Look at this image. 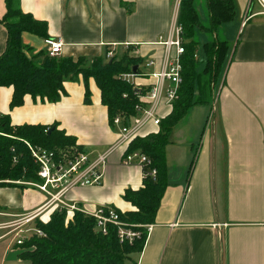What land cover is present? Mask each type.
<instances>
[{
  "label": "crops",
  "instance_id": "obj_1",
  "mask_svg": "<svg viewBox=\"0 0 264 264\" xmlns=\"http://www.w3.org/2000/svg\"><path fill=\"white\" fill-rule=\"evenodd\" d=\"M234 1L235 17L222 26L230 50L212 112L195 150L188 149L185 139L174 143L184 133L178 128L182 121L172 129L174 141L165 148L168 185L134 264H264V15L255 0ZM19 3L23 13L47 25L50 39L62 42L61 57L91 60L113 51L114 56L138 58L139 76L129 81L145 88L154 82L151 75L162 68L164 49L159 42L167 35L175 0ZM5 13V1L0 0V19ZM244 18L248 19L242 25ZM6 40L0 23V55ZM44 40L21 35L29 57L45 50ZM88 87V105L80 79L63 82L66 96L56 103L27 95L13 109L9 106L13 89L1 87L0 116H8L12 126L56 125L94 160L115 144L119 133L109 125L93 79ZM170 110L161 105L159 116ZM157 131L158 127L147 124L139 136ZM125 150L123 146L109 155L100 185L75 187L65 194V202L90 213L101 207L122 213L134 210L123 195L127 189L143 187V168L124 165ZM46 199L29 186L0 187V264H28L20 259L21 250L5 226L35 212ZM50 213L45 212L41 220H48Z\"/></svg>",
  "mask_w": 264,
  "mask_h": 264
},
{
  "label": "trees",
  "instance_id": "obj_2",
  "mask_svg": "<svg viewBox=\"0 0 264 264\" xmlns=\"http://www.w3.org/2000/svg\"><path fill=\"white\" fill-rule=\"evenodd\" d=\"M6 13L0 19L7 32L5 51L0 55V88L13 89L10 108L23 104L25 96L33 100L56 103L66 96L63 82L82 80L84 102L90 104L88 80L93 79L100 92L101 104L106 107L109 125L121 116L129 119L136 116L135 106L139 97L149 88L137 87L123 78V75L139 76L138 58L113 56L93 58H51L46 51L29 57V49L21 41L22 33H29L47 39V25L35 20L20 9L19 0H4ZM197 0H180L178 22L182 27L185 52L181 57V85L178 98L171 105L170 113L161 118L158 131L144 137L136 136L126 146L125 154L140 152L150 161L143 172L155 170L154 177L143 178V187L127 189L123 200L134 210L120 212L114 209L119 220L139 238L131 243L120 242L115 226L108 225L106 234L96 228V220L80 211L69 215L64 209L51 211L48 220L36 219L33 227L43 236L31 234L21 245L20 259L28 264H134V256L140 254L146 242L145 225L154 222L163 193L168 185L165 148L170 143L172 129L179 124L187 112L207 102L211 93V82L221 75L229 55L230 45L217 37V30L231 22L236 13L234 0H204L207 23L202 24L196 5ZM197 31L210 35L202 45L203 59L197 55ZM202 66V67H200ZM50 133H48V131ZM75 138L65 135L56 125L12 126L8 116H0V187L15 186L10 183L39 182L38 165L34 162L26 144L40 146L59 157L82 151ZM68 152V153H67ZM194 162V160H193ZM192 166V165H191Z\"/></svg>",
  "mask_w": 264,
  "mask_h": 264
},
{
  "label": "built area",
  "instance_id": "obj_3",
  "mask_svg": "<svg viewBox=\"0 0 264 264\" xmlns=\"http://www.w3.org/2000/svg\"><path fill=\"white\" fill-rule=\"evenodd\" d=\"M255 1L260 8L259 14L264 15V0ZM179 4L180 0H176L167 35L159 42L164 49L162 68L151 75L154 78L153 84L144 96L139 97L140 102L134 108L137 113L136 116L129 119L117 116L112 120L111 127L118 129L119 138L109 150L99 155L96 159L91 160L88 154L83 151L69 156L64 153L56 157L53 152L40 146L26 144L34 162L38 165L37 176L40 181H15L12 183L35 188L43 193L47 199L35 212L21 216L13 222L6 224V226L3 225L6 228H13L10 233H13V240L16 245H21L24 239L31 234L43 236L39 229L31 227V223L36 219H41V216L45 212L53 211L57 208L66 210L69 215H72L74 211H80L92 216L95 218L96 228L101 234H106L108 225L115 226L118 230L117 236L121 243H131L135 238H139L140 233L133 231L124 222L120 221L118 214L113 208L101 207L95 212L90 213L78 208L75 204H67L64 196L75 187L100 185L109 155L116 149L127 146L132 139L140 135V131L147 124L158 127L161 120L159 116L160 106L164 105L171 108L172 103L177 100L178 90L181 85V57L185 52L182 27L178 22ZM247 19H243L242 25L245 24ZM44 44L45 51L49 57H60L62 42L59 39L53 40L47 38L44 40ZM113 56V51L106 53L107 60ZM131 77H133V74L123 75V78L127 81ZM122 163L124 165L137 164L142 168L149 167L150 165L149 159L138 151L124 155ZM155 174V170H150L149 173L143 172V178L147 176L154 177ZM144 228L146 229L147 239L152 225H145Z\"/></svg>",
  "mask_w": 264,
  "mask_h": 264
},
{
  "label": "rangeland",
  "instance_id": "obj_4",
  "mask_svg": "<svg viewBox=\"0 0 264 264\" xmlns=\"http://www.w3.org/2000/svg\"><path fill=\"white\" fill-rule=\"evenodd\" d=\"M175 3H176V0H175ZM196 5H197L196 6L197 10L199 12L201 23L206 24L207 18H206V9H205L204 0H197ZM223 30L224 29L221 27L216 32L217 37H219V39H223L222 36L224 37ZM196 37H197V41H198L196 55L202 60L203 59L202 45H203V43L206 42V40L208 38H210V35L203 33V32H200V31H197ZM200 67H202V66H200ZM220 77L221 76L219 75L218 77H216L215 81L211 82V84H212L211 88H210L211 93H208L207 102L205 104H202V105L195 107L192 110L190 109L187 112V114L185 115L181 124L178 126V128L182 127V130L184 131V133L179 135V137L176 138L177 139L176 142H174V143H177L178 139H180V141H183V139H185L186 142H189L188 149H190L191 147H194V150H195L198 147L199 142H200L199 135L201 134L202 131H204V129L206 127L205 125L207 122L206 121L207 117L212 112L211 111L212 110V104H213L212 100L214 98V94L216 95V93L218 92ZM214 114H215V112H214ZM208 122L209 123L211 122L210 126H212V120H210ZM210 126L208 125L207 128H210ZM169 140L171 142L174 141L172 134L170 135ZM31 227H33V223H31ZM12 229L13 228H9V230H12ZM7 240L9 241V238ZM125 264H128V262H125Z\"/></svg>",
  "mask_w": 264,
  "mask_h": 264
},
{
  "label": "water",
  "instance_id": "obj_5",
  "mask_svg": "<svg viewBox=\"0 0 264 264\" xmlns=\"http://www.w3.org/2000/svg\"><path fill=\"white\" fill-rule=\"evenodd\" d=\"M136 69H137V67H134V68H133V70H132L133 73H135ZM51 130H52V129H50V130L48 131V133H50Z\"/></svg>",
  "mask_w": 264,
  "mask_h": 264
}]
</instances>
